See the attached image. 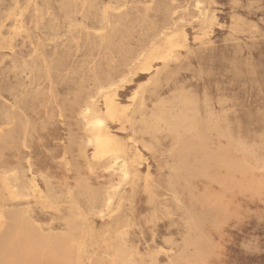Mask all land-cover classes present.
<instances>
[{
    "label": "rangeland",
    "instance_id": "obj_1",
    "mask_svg": "<svg viewBox=\"0 0 264 264\" xmlns=\"http://www.w3.org/2000/svg\"><path fill=\"white\" fill-rule=\"evenodd\" d=\"M69 1L70 7L64 0H0V171L18 168L26 182L33 176L41 188L62 195L49 204L30 194L0 199V208L5 214L22 209L45 232L68 231L75 213L83 212L86 220L71 222L79 234L84 230L82 251L76 248L81 264H112L117 248L132 264H176L187 238L196 246L178 264H264V168L256 163L264 161V0ZM103 12L110 25L100 32ZM167 23L176 24L177 34L184 31L179 53L166 65L155 62L153 72L129 73L128 57L148 43L153 27ZM121 74L130 76L116 96L119 104L132 109L144 100L150 113L161 100L189 97L203 127L211 120L217 128L203 150L229 151L243 169L229 173L231 179L224 168L206 176L193 162L178 171L173 132L137 135L129 124L111 122V133L136 156L138 177L123 186L121 208L102 216L79 189L106 194L121 171L111 174L106 161L93 160V149L80 145L88 131L77 112L96 79ZM136 94L142 99L134 102ZM2 172L1 189L18 183L2 182Z\"/></svg>",
    "mask_w": 264,
    "mask_h": 264
},
{
    "label": "bare ground",
    "instance_id": "obj_2",
    "mask_svg": "<svg viewBox=\"0 0 264 264\" xmlns=\"http://www.w3.org/2000/svg\"><path fill=\"white\" fill-rule=\"evenodd\" d=\"M146 3H148V2H146ZM63 4L65 7L72 6V3L69 0H64ZM200 4H201V2L199 3V5ZM108 5H109V3H108ZM108 5L106 7H104V9L111 7V4H110V6H108ZM125 7L126 6H124L123 8H125ZM113 8L114 7H112V9ZM39 9H38V11H39ZM106 10H108V9H105V11ZM118 10L120 11V9H118ZM118 10H116V11H118ZM10 11H12V10H10ZM106 12H108V11H106ZM176 13H177V11H176ZM176 13H174V14H176ZM201 15L203 16V14H201ZM198 18L199 17H197V19ZM195 19H196V17H195ZM15 22H16V20H15ZM107 24H109V22L107 20L106 14H104V12H103L102 19L99 22L100 26L97 27L96 30L100 31V30L105 29ZM221 25H219V26H221ZM175 27H176L175 23H167L166 25L162 26L160 29L153 27L148 43L145 46H143L141 49L134 51L128 57V61H127L128 72L132 73L135 69H139V71L143 70L145 72H153L155 69V65H154L155 62H162L165 65L168 64L169 59L172 57V55L176 56V54L179 53V52L176 53L175 49L180 46L179 45L180 42L178 40V39H180V37H179L180 33L184 32L182 30V31H180L179 34L175 33V31L177 32V30H174ZM11 29H13V27ZM88 30H89V28H88ZM183 35H185V34L183 33ZM203 37H204V35H203ZM161 40H163L162 43L160 42ZM174 51H175V54H173ZM5 55H6V53H5ZM177 58L178 57H176L175 59H177ZM57 65L59 68H63L65 64H64V61H60V62H58ZM157 68H158V66H157ZM159 72L160 71L158 69L155 74H159ZM129 76L130 75L121 74L119 76H108L107 78H105L103 80H97L96 79L94 89L88 94L87 99H85L84 103L82 104V106L80 107V109L77 112L79 114V116L81 117V119L85 122V125L87 126L86 130L88 131L86 138L84 139L85 141H81L80 145L83 148L91 147L93 149V154H92L93 160H95V161H106V163H107V165H105V166H107L106 168L108 169V167H109L112 169L110 171L108 170L110 173H111V171L114 172L113 170L114 169L116 170L117 167H118V169L120 168V171H121V173H120V171L117 170V171H119L118 174L120 173L119 175H120V177L122 176V178H120L119 181H117L114 185L112 184L113 185L112 187H111V185L109 186V187L113 188L111 191H110V188H106V191H105L106 194L104 193V191H103L104 194L101 193L102 190H99L100 192L92 191L91 189L86 187V185L84 186L83 183L79 185V186L83 185L82 186L83 188L80 187V189H79V192L81 193V195H83L85 198H87L88 202L92 203V205H95V207L98 208V212L102 216H104V215H108V216L110 215L111 216V214H115L113 212H115V211L117 212V210H119L121 208V207L120 208L118 207L121 204V202L119 200L120 204H117V200L121 197V195H123L122 194L123 186L126 183H129L132 179H134L135 176L138 177L137 175H135L134 165H133V163L137 162L136 158H135L136 156L134 158L132 157V159H135V161L133 162V160L128 156V152H127L128 149L126 150V148L128 146H125L123 144L125 142L118 140L114 136V134L111 133V131H110V128H111L110 123L111 122H120L122 124H129L133 130V133H135L137 135H139V134H141V135H156L157 133H161L163 131L173 132L176 136L175 150H176L177 155H178V163H177L176 169L178 171H185L186 169H189L191 167V162H193L194 165H196V166H197V164H199L200 165V167L198 169L199 172L201 171L202 173H204V175L209 176V177L210 176L216 177V169L217 168H224L226 171H229L228 174L229 173L232 174V172L234 174V172H238V171H241L243 169V165H241L240 163H237L235 160H233V158L229 154V151L218 150L216 152L210 153V152L203 150V149H205V146H206L207 134L210 131H213L217 128L215 126V123L211 120L207 123V127H203V125L201 124V122L198 119V116L196 115L194 102L189 97H186L184 95H180L179 97H177V99L175 101H162L161 100L156 105V107L153 109V111L150 113L147 112V106H146L144 100H140L137 103V105L132 109L126 108V106L123 107L121 104H119L118 102H120V101H118L116 99V96L118 97L119 90L129 81ZM148 80H150V78H148ZM143 83H144V81H143ZM30 84H31V82H30ZM146 84H148V83H146ZM141 88L143 89V87H141ZM50 90H51V88H50ZM17 92L18 91H15L13 94L15 97L19 95V93H17ZM144 93H145V89L142 90L139 94L142 95L144 98V95H143ZM139 94H136L134 97L131 96L133 98V99L132 98L131 99L133 101H134V99H135V101L138 99H142V96H139ZM99 103H101L102 106H100ZM129 106H130V103H129ZM132 106H133V104H132ZM58 107H60V106H58ZM213 110L215 111L214 108H213ZM136 114H140L139 120H136V118H135ZM22 115H24V114H22ZM6 123L8 125H10L9 123H11V119L7 117ZM1 126H3V125H1ZM125 128L126 127H124V129ZM119 129H121V128H119ZM0 130H1V128H0ZM1 131H4V130H1ZM12 131H13V129H12ZM131 140H133V139H131ZM143 145H144V147H147V148L150 147V143L148 144L147 142H144ZM138 149L139 148H137V153H138ZM200 151L201 152L204 151V152L202 154H200L201 155L200 160L199 159L197 160L196 156H197V153H199ZM141 154H143V152ZM244 155L246 157H254V155L247 156L246 152H244ZM60 158L64 159V157H60ZM28 160H27V162H28ZM145 161L147 162V160H145ZM68 163H70V162H68ZM68 163H67V166H68ZM256 163L261 164L262 167L264 168V161H262V160L260 161L257 159ZM139 164H141V163H139ZM17 169H6L4 171L2 170L3 172L0 171V172H2L3 175H5L4 179L1 180L2 182L5 181L7 178L8 179L12 178L13 181L18 182V183H11L10 181H8V182H10V184H7V183L4 184L3 183L2 189L0 188L1 189L0 190V199L16 200V199H20V198H26L25 196L29 197V194H30L33 198L37 199L39 201V203H41V204L42 203H47V204L55 203L58 200H60V198L62 197V195L60 193L55 194L56 192H54L50 189L41 188L39 186V184L37 183V181L35 182L33 180V178H32L33 176H31V178L28 177L29 179L32 180V182L30 180H29L30 182H26L22 178L20 172ZM29 169H31V168H29ZM30 172H31V170H30ZM111 174H115V173H111ZM3 175H2V177H3ZM232 175L230 176V174H229L228 177L232 178ZM34 176H36V175H34ZM146 178L148 179L151 177H146ZM144 181H147V180L145 179ZM144 188H145V186H144ZM107 189H109V191H107ZM150 198H152V197L150 196ZM122 201H123V199H122ZM152 201H153V199H152ZM116 204L118 205L117 207L119 208L117 210H116ZM3 209H5V208H3ZM26 213H27V211H26ZM167 214L169 215V213H167ZM75 215H76V217H74L73 220L70 221L68 224L69 225L68 231H65V232H45L41 228L37 227L36 224L27 217V215L25 214V211H23L22 209H18V210L14 209L13 211L5 214V211L2 210V208H0V264H38L40 262V260H48V261H50L51 264H81V256H80L81 254L79 253V251L80 250L82 251V249H78L77 247L80 246L79 244L82 241V236H83L84 230H82V234H79L78 233L79 227L78 228L74 227L71 224V222L74 223V219H76V218L84 220L85 214L81 211H77L75 213ZM85 220H86V218H85ZM75 226H77V225L75 224ZM82 228L83 227H80V229H82ZM119 232L121 233V231H119ZM105 233L107 235V232H105ZM92 239H93V237H92ZM90 241H91V239H90ZM94 241H97V240L94 239ZM193 245L196 246L194 244V242L192 243V241H190V239L187 238V240L185 241V244L182 247H180L179 255H178V261L176 264H178L179 262H182V261L186 262L189 260V255H187V248L190 246H193ZM81 247L83 248V246H80V248ZM76 248L79 250L78 252H77ZM94 251H96V250H94ZM87 258H88V255H87ZM91 259L92 258H90V260ZM98 264H102V262H98ZM112 264H132V263L128 259L127 255H126V251L122 248H117L114 252V255H113ZM173 264H175V263H173Z\"/></svg>",
    "mask_w": 264,
    "mask_h": 264
}]
</instances>
